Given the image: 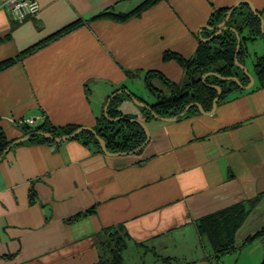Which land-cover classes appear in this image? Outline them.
<instances>
[{
  "label": "crops",
  "instance_id": "1",
  "mask_svg": "<svg viewBox=\"0 0 264 264\" xmlns=\"http://www.w3.org/2000/svg\"><path fill=\"white\" fill-rule=\"evenodd\" d=\"M37 1L39 12L22 22L0 9V62L14 59L0 70V129L9 139L23 136L19 119L40 115L58 127H94L106 99L135 80L127 71L179 82L184 69L164 52L191 57L217 9L241 2L264 19V0H159L124 21L98 15L143 0ZM145 123L150 137L139 153L108 155L71 138L8 149L0 157V264H96V235L119 225L129 237L126 264H260L264 238L241 244L264 227V193L237 229L233 253L216 259L196 224L264 192V86L211 111Z\"/></svg>",
  "mask_w": 264,
  "mask_h": 264
},
{
  "label": "trees",
  "instance_id": "2",
  "mask_svg": "<svg viewBox=\"0 0 264 264\" xmlns=\"http://www.w3.org/2000/svg\"><path fill=\"white\" fill-rule=\"evenodd\" d=\"M158 1L143 0L138 6L128 12L115 13L112 9H108L98 15V17L124 21L132 16L140 15L144 9L154 5ZM244 6L245 9H243ZM244 6L242 7L240 5L232 10L230 17L225 22L226 28L222 32L216 34L206 42L200 39L198 47L191 57L186 58L174 52H164V59H174L184 69L183 83L171 81L158 71H146L144 73V87L155 98L156 101L154 103H149L143 97L138 96L128 88L126 83L117 89H123L121 93L114 95L111 99L110 96L106 99V101L110 99L107 107V116L102 113L93 128L97 135L104 140L109 152L133 153L134 150L141 147L146 141V132L143 127L131 120V118H137L138 116L123 113L119 109L121 101L126 96L127 98H136L146 104V106L140 107V110L142 117L147 121L153 118V113L161 117L177 118L198 113L200 109L197 104L205 111H211L213 101L217 97L218 92L215 88L207 86L205 82L218 85L221 88V94L217 103L228 99L233 94L244 91L241 85H247L250 79L244 73L243 69L236 64L235 60L237 59L240 64L245 65L246 58L249 55L247 42L258 38L264 40V32L261 30L260 18L252 12L249 6ZM228 10L229 8L217 9L210 18L209 25L216 26L219 24L225 19ZM80 24V21H75L59 31L56 35L67 32ZM233 29L240 36L241 42L238 49L237 35ZM244 31L246 32L244 33ZM214 32L215 30L211 29L204 30L203 37H208ZM13 62L14 59L0 62V70L6 68ZM253 73L257 80V83H255L257 87L264 86V52L259 55L255 53ZM126 74L130 80L136 76L132 71H127ZM203 75H206L204 80ZM234 76L238 78L241 85L234 80L225 78ZM155 80L163 84L166 91L156 86L154 83ZM189 104L191 105L190 108L183 113ZM20 125L23 136L30 135L27 139L28 142L35 144H57L60 141L51 140L42 134L45 133L59 137L71 134L77 128L81 127L80 125L58 127L46 118L33 126L28 124ZM71 139L79 140L83 144L92 147L95 151L103 152L96 135L88 129L81 130L76 136L71 137ZM14 140L9 139L0 129V157ZM263 193L258 194L246 202L234 204L197 221V230L212 248L216 259L233 253L241 246H245L256 239L264 238V227H262L258 231L248 235L240 247L235 242L237 229L243 223L251 207L259 201ZM30 200H33L32 194ZM128 239V233L122 225L103 228L95 237L98 248V261L96 264H126L123 251L127 248ZM157 258L163 262L170 261L164 257ZM260 264H264V257Z\"/></svg>",
  "mask_w": 264,
  "mask_h": 264
},
{
  "label": "water",
  "instance_id": "3",
  "mask_svg": "<svg viewBox=\"0 0 264 264\" xmlns=\"http://www.w3.org/2000/svg\"><path fill=\"white\" fill-rule=\"evenodd\" d=\"M240 4H241V2L237 3V4L234 5L232 8H230V9L228 10V12H227V15H226L225 19L222 20V21H221L219 24H217L216 26H210V25H207L206 27H207L208 29L215 30V32H214L212 35L208 36V37H201V39H202L204 42H206V41L210 40V39H211L213 36H215L216 34L222 32V31L226 28V26H225V22H226V21L228 20V18L230 17L232 10H233L234 8H236L237 6H239ZM251 10H252V12H253L255 15H257V16L260 18V21H261V30L264 32V19H263V17H262L261 14H260L256 9H254L252 6H251ZM233 30L235 31V33H236V35H237V49H238V48L240 47V42H241V41H240V36H239L238 32H237L235 29H233ZM235 62H236V64H237L241 69H243L244 73L249 77L250 82H249L247 85H241L240 82H239V80H238V78L235 77V76H234V77H225V78H226V79H231V80L236 81L239 85H241V87H242L243 89H247V88L252 87L253 84H254V81H255V79H254V77L252 76V74L248 71V69L246 68V66L243 65V64H240V63L238 62L237 59L235 60ZM205 76H206V75H203V80H204ZM205 84H206L207 86H209V87L215 88V89L217 90V92H218L217 97H216V98L214 99V101H213V108H212V110H214V108H215L216 105H217V101H218V99H219V96H220V94H221V88H220L218 85L209 84V83H206V82H205ZM124 90H125V89H124ZM121 92H122V90H118V91L114 92L113 94L110 95V99H111L114 95H117V94H119V93H121ZM125 92H127V91L125 90ZM127 93H128V92H127ZM110 99H108V100L106 101L105 106H104V109H103V112H104V115H105V116H107V107H108V104H109ZM132 99H133V101H134L138 106H140V107L146 106V104H145L144 102L139 101V100H137L136 98H133V97H132ZM197 105H198L200 111L204 113L205 110H204L199 104H197ZM190 106H191V105L189 104V105L185 108V110L183 111V113H184L187 109H189ZM153 117H155V118H160V119H164V120H173V119H176V118H177V117H161V116H158V115L155 114V113H153ZM117 118H119V117H117ZM109 119H112V118H109ZM113 119H114V118H113ZM131 120L134 121V122H137L138 124H140V125L143 127V129L145 130V132H146V141H145V143H144L141 147H139V148H137L136 150L133 151V153H137V152H139V151L143 148V146H144V145L146 144V142L149 140V137H150V131H149L148 126L146 125L145 121H143V120H141V119H138V118H131ZM83 129H88V130H90L91 132H93L94 135H96V137H97V139L99 140L100 145H101L102 150H103L104 153H106V154H108V155H116V154H120L119 152H114V153H113V152H109V151L107 150V148H106V145H105L104 140H103L101 137H99V136L97 135V133H96V131H95V129H94L93 127L81 126V127L77 128L73 133H71V134H66V135L59 136V137L54 136V135H48V134H45V133H43L42 135L45 136V137H47V138H49V139H51V140H58V141H59V140H65V139L71 138V137H73V136H76V135H77L81 130H83ZM29 136H30V135H25V136H22V137H19V138L15 139V140L13 141V143H12L9 147H7V149L4 151V153H6L7 150L10 149V148L12 147V145L27 140V139L29 138Z\"/></svg>",
  "mask_w": 264,
  "mask_h": 264
},
{
  "label": "rangeland",
  "instance_id": "4",
  "mask_svg": "<svg viewBox=\"0 0 264 264\" xmlns=\"http://www.w3.org/2000/svg\"><path fill=\"white\" fill-rule=\"evenodd\" d=\"M245 32L246 31H244V33ZM247 47H248L249 55L246 58L245 66L248 69V71L252 74V76L254 77V73H253V62L255 60V53L259 55V54H261V53L264 52V40L261 39V38H258V39L253 40V41H248L247 42ZM134 78H135V80L133 81V83L130 84V89L133 92H135L138 96L143 97L149 103H154L156 101L155 98L144 87L143 76L141 77V79L138 78V77H136V76ZM254 79H255V81H254V84H255V83H257V80H256L255 77H254ZM179 82L180 83H183L184 82V76L182 77V79H180ZM154 83H155L156 86H159L160 88H162L163 90L166 91V88H164L163 87V84H161L159 81L155 80ZM121 109L124 110L125 112H127L128 114L137 115L138 116L137 117L138 119L143 118L142 115H141L140 106H138L133 101L132 98L125 99V101H123V103L121 105ZM154 255H155V257H161L162 258V256H159L156 253ZM126 261L128 263H131L132 262V259H130L129 257H127L126 258ZM139 262L141 263V261H139ZM156 264H161V263H156Z\"/></svg>",
  "mask_w": 264,
  "mask_h": 264
},
{
  "label": "built area",
  "instance_id": "5",
  "mask_svg": "<svg viewBox=\"0 0 264 264\" xmlns=\"http://www.w3.org/2000/svg\"><path fill=\"white\" fill-rule=\"evenodd\" d=\"M5 9L11 18L17 22H22L26 18L36 15L40 10V4L37 0H1L0 9ZM44 120V115L37 117H27L19 119L18 123L36 125Z\"/></svg>",
  "mask_w": 264,
  "mask_h": 264
}]
</instances>
